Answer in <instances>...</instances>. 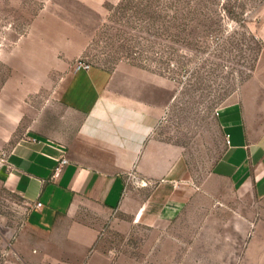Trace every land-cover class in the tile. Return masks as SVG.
I'll use <instances>...</instances> for the list:
<instances>
[{"label": "crops", "instance_id": "obj_1", "mask_svg": "<svg viewBox=\"0 0 264 264\" xmlns=\"http://www.w3.org/2000/svg\"><path fill=\"white\" fill-rule=\"evenodd\" d=\"M44 1L21 30L0 27V177L27 210L16 264H91L129 220L179 240L187 209L217 192L264 194V97L233 92L194 129L198 171L170 132L175 80L133 62L76 70L75 2Z\"/></svg>", "mask_w": 264, "mask_h": 264}, {"label": "rangeland", "instance_id": "obj_2", "mask_svg": "<svg viewBox=\"0 0 264 264\" xmlns=\"http://www.w3.org/2000/svg\"><path fill=\"white\" fill-rule=\"evenodd\" d=\"M44 2L0 0V27L10 23L21 30ZM58 2L66 8L72 1ZM74 2L75 35L83 47L78 59L108 67L133 62L175 80L170 132L190 139L186 145L193 147L198 171L194 129L233 92L245 89L264 97V0ZM1 179L0 264H16L11 243L27 210ZM131 184L143 190V197L150 194V186ZM217 195L187 209L185 220L191 226L179 238H186L185 245L168 228L153 230L129 220L131 225L109 226L91 264H264V194L223 190ZM26 264L36 263L31 259Z\"/></svg>", "mask_w": 264, "mask_h": 264}, {"label": "built area", "instance_id": "obj_3", "mask_svg": "<svg viewBox=\"0 0 264 264\" xmlns=\"http://www.w3.org/2000/svg\"><path fill=\"white\" fill-rule=\"evenodd\" d=\"M90 68H91L90 62H87V61L82 60V59H78L75 62V69L76 70H80V69L89 70ZM67 162H68L67 158H62L60 163L56 167L55 173H58L61 170V168L63 167V165ZM131 178L134 182L138 183L139 185H147L149 183V181L146 178H143L137 174H133ZM41 205H42V202H40V201L36 202V206H41Z\"/></svg>", "mask_w": 264, "mask_h": 264}]
</instances>
